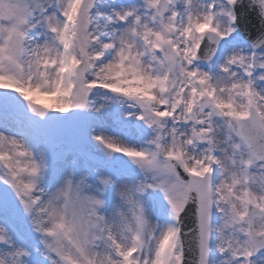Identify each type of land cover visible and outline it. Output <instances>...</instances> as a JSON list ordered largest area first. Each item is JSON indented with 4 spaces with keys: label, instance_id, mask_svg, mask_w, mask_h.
<instances>
[{
    "label": "snow or ice",
    "instance_id": "6c2138e0",
    "mask_svg": "<svg viewBox=\"0 0 264 264\" xmlns=\"http://www.w3.org/2000/svg\"><path fill=\"white\" fill-rule=\"evenodd\" d=\"M0 264H264V0H0Z\"/></svg>",
    "mask_w": 264,
    "mask_h": 264
},
{
    "label": "water",
    "instance_id": "95a60500",
    "mask_svg": "<svg viewBox=\"0 0 264 264\" xmlns=\"http://www.w3.org/2000/svg\"><path fill=\"white\" fill-rule=\"evenodd\" d=\"M250 25H249V31H251L252 35L255 36L257 30H258V22L255 19L254 16L250 17Z\"/></svg>",
    "mask_w": 264,
    "mask_h": 264
},
{
    "label": "rangeland",
    "instance_id": "374dc122",
    "mask_svg": "<svg viewBox=\"0 0 264 264\" xmlns=\"http://www.w3.org/2000/svg\"><path fill=\"white\" fill-rule=\"evenodd\" d=\"M99 102H101V103H102L103 101H99Z\"/></svg>",
    "mask_w": 264,
    "mask_h": 264
}]
</instances>
